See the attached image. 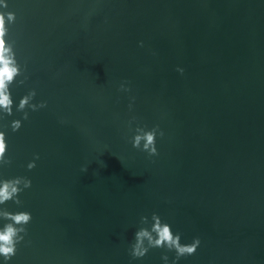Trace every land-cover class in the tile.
<instances>
[{"label":"water","instance_id":"1","mask_svg":"<svg viewBox=\"0 0 264 264\" xmlns=\"http://www.w3.org/2000/svg\"><path fill=\"white\" fill-rule=\"evenodd\" d=\"M4 2L27 80L0 119V179L31 187L0 208L32 216L8 264H172L128 254L152 213L201 240L177 264H264V0ZM29 90L47 107L22 120ZM157 125V156L132 148Z\"/></svg>","mask_w":264,"mask_h":264},{"label":"clouds","instance_id":"2","mask_svg":"<svg viewBox=\"0 0 264 264\" xmlns=\"http://www.w3.org/2000/svg\"><path fill=\"white\" fill-rule=\"evenodd\" d=\"M6 8L7 3L0 0V9ZM15 21L16 16L14 13L0 12V114H2L0 119L13 114L11 86L14 83L22 85L27 80V76H24V69L16 59V51L14 50L16 41L9 35V28ZM176 71L181 75L183 74L181 68H177ZM21 76H23V79L17 80ZM118 91L128 92L130 89L122 83ZM35 96V90H29L16 105V112L23 113L22 120L28 119L29 111L35 112L47 107L46 101L33 104L32 101ZM128 107L131 111L132 104L130 103ZM133 121H135V117L128 122L130 130ZM10 128L13 133L17 132L21 128V121H12ZM134 133L129 141L133 149L146 153L148 157L158 155L155 146L156 138L164 135L159 130L158 125L151 129L138 126L134 129ZM7 149L5 134L0 131V165L8 166L11 164V160L7 156ZM36 159H39V157L34 156V161ZM34 161L27 164L29 171L35 167ZM81 171L87 172V167H83ZM30 187L31 181L25 177L0 179V206L6 205L8 202L20 206L22 202L18 199L19 193ZM0 221H4L3 226L0 227V258L3 259L4 264H8L16 255L17 245L24 241V237L27 235L26 226L32 221V216L27 211L13 213L9 212L7 208H0ZM139 224L140 226L133 233L132 242L128 248V254L133 260L143 259L150 250L162 248L166 252H174L175 258L172 264H177V261L181 258L195 255L200 247L201 240L199 237L193 238L191 243L182 244L181 234L179 232L173 233L171 225L162 221L156 213H152L150 220L147 216H141ZM161 259L164 264H167V255H162Z\"/></svg>","mask_w":264,"mask_h":264}]
</instances>
